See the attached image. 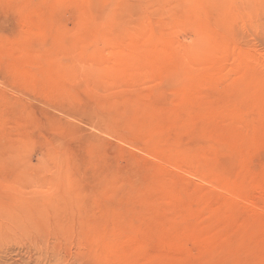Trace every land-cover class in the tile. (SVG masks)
<instances>
[{"label":"rangeland","instance_id":"1","mask_svg":"<svg viewBox=\"0 0 264 264\" xmlns=\"http://www.w3.org/2000/svg\"><path fill=\"white\" fill-rule=\"evenodd\" d=\"M0 264H264V0H0Z\"/></svg>","mask_w":264,"mask_h":264},{"label":"bare ground","instance_id":"2","mask_svg":"<svg viewBox=\"0 0 264 264\" xmlns=\"http://www.w3.org/2000/svg\"><path fill=\"white\" fill-rule=\"evenodd\" d=\"M1 238V237H0Z\"/></svg>","mask_w":264,"mask_h":264}]
</instances>
